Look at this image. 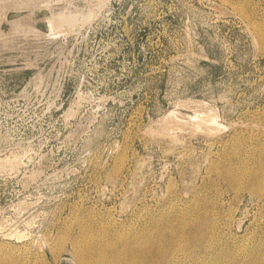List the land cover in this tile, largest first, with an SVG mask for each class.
I'll return each mask as SVG.
<instances>
[{"label":"rangeland","instance_id":"rangeland-1","mask_svg":"<svg viewBox=\"0 0 264 264\" xmlns=\"http://www.w3.org/2000/svg\"><path fill=\"white\" fill-rule=\"evenodd\" d=\"M256 25L264 0H0V264H80L77 238L264 264Z\"/></svg>","mask_w":264,"mask_h":264},{"label":"bare ground","instance_id":"bare-ground-1","mask_svg":"<svg viewBox=\"0 0 264 264\" xmlns=\"http://www.w3.org/2000/svg\"><path fill=\"white\" fill-rule=\"evenodd\" d=\"M25 18V17H24ZM18 20V19H17ZM16 20V22H15V24H14V29H16L17 30V28L18 27H21V25L19 26L18 25V23H20L21 24V22H18V21H21V19L20 20H18L17 21ZM23 23H22V28H23V24H25L24 23V21H22ZM28 23V22H27ZM16 24L18 25V26H16ZM26 25V24H25ZM28 25H29V23H28ZM27 27H29V29H34V27L30 24L29 26H26V28L24 27V30H26L27 29ZM22 28H19V29H21L22 30ZM255 28H256V30L258 31V33H259V36H260V42H261V44L263 45V47H264V26H261V25H256L255 26ZM28 30V29H27ZM257 33V32H256ZM258 42H259V40H258ZM262 47V46H261ZM264 50V49H263ZM6 159H8V158H5L4 159V162L6 163L7 161H5ZM0 161H2V159L0 160ZM10 161V160H9ZM8 161V162H9ZM11 161H12V159H11ZM11 161H10V164H11ZM3 163V162H2ZM4 163V164H5ZM18 164V163H17ZM218 164V163H217ZM216 164V165H217ZM221 164V163H220ZM0 166H2L1 164H0ZM5 166V165H4ZM218 166V165H217ZM1 169V168H0ZM256 179H257V177H256ZM148 233V232H147ZM83 236H87V234L85 233ZM145 236V235H144ZM154 238V237H153ZM126 243L127 244H130V245H132L133 244V242H131L130 240H127L126 241ZM143 244V243H142ZM130 249V247H129V245H127V248H126V250H129ZM156 249V248H155ZM158 249V248H157ZM152 251V247L150 248V249H148L147 247L145 248V249H143V250H141V252H137L133 247L131 248V250H130V258L128 259V260H125V259H123V258H120V257H118V258H108L107 256H106V254L105 253H103V254H101V260L97 263V264H135V261L138 259V258H140L141 256H140V254L139 253H143V252H145V251ZM90 247L88 246V245H85L83 242H81V240L79 239V238H77V239H75V252H76V255H77V259H78V261H79V263L80 264H93V262H92V260H91V255H90ZM148 253V252H147ZM126 254L128 255V252H126ZM143 256V255H142ZM147 258V257H146ZM156 257L154 256V255H152V256H150L149 257V260L152 262L154 259H155ZM255 264V263H254Z\"/></svg>","mask_w":264,"mask_h":264}]
</instances>
